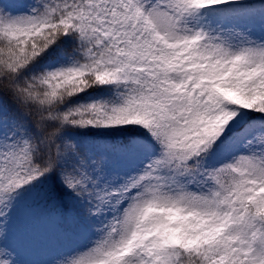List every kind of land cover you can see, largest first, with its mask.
I'll return each mask as SVG.
<instances>
[{
	"label": "snow or ice",
	"instance_id": "6c2138e0",
	"mask_svg": "<svg viewBox=\"0 0 264 264\" xmlns=\"http://www.w3.org/2000/svg\"><path fill=\"white\" fill-rule=\"evenodd\" d=\"M0 264H264V0H0Z\"/></svg>",
	"mask_w": 264,
	"mask_h": 264
}]
</instances>
